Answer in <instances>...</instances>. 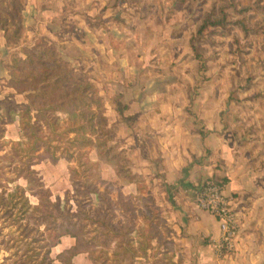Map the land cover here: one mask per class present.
<instances>
[{
  "label": "crops",
  "instance_id": "obj_1",
  "mask_svg": "<svg viewBox=\"0 0 264 264\" xmlns=\"http://www.w3.org/2000/svg\"><path fill=\"white\" fill-rule=\"evenodd\" d=\"M139 1L24 0L22 38L10 44L0 30V101L9 97L20 106L27 104L26 97L7 83L12 56L24 57L22 48L40 39L56 45L66 60L98 83L106 115L116 126L114 142L128 149L133 172L160 174L154 181L162 179L168 199L182 205L176 208L180 221L186 220L180 232L185 264H264V129L253 133L243 129L251 124L249 119H235L234 101H228L234 89L227 79L231 70L220 72L218 57L210 55L219 50L218 39L203 51L206 43L199 40L203 36L197 38L200 28L186 8H173L177 12L173 16L160 0H154L155 4ZM230 31L211 34L210 39L229 37ZM192 42L199 44L196 49L200 52ZM172 73L180 79L169 83ZM204 74L210 80L195 88ZM114 96L127 105L123 113L117 110ZM262 103L264 106V99ZM192 107L197 119L188 110ZM127 112L137 119H124ZM0 119H9L4 105H0ZM11 119L13 122L0 123L5 128L2 142L21 138L19 110ZM11 128L15 130L10 135ZM256 135L261 138L254 142ZM97 159L96 154L93 160ZM101 165L110 167L104 162ZM211 176L226 179L224 191L241 219L237 248L230 256L216 252L219 223L195 201L200 180ZM173 187L179 189L174 198L170 195ZM75 242L74 237L64 235L56 247L62 246L61 252ZM88 256L80 253L73 262L93 264Z\"/></svg>",
  "mask_w": 264,
  "mask_h": 264
},
{
  "label": "trees",
  "instance_id": "obj_2",
  "mask_svg": "<svg viewBox=\"0 0 264 264\" xmlns=\"http://www.w3.org/2000/svg\"><path fill=\"white\" fill-rule=\"evenodd\" d=\"M23 2L0 0V30L4 31L10 44L23 36ZM233 7L238 14H244L251 8ZM246 22L247 17L230 18L229 12L221 10L216 17L207 13L198 32L201 34L214 28L211 34H226L231 29L240 28L248 33ZM22 49L24 57L12 56L7 83L26 97L27 104L20 106L9 97L0 101L9 117L0 119V123L13 122L11 115L19 110L21 133L20 140L3 144L4 152L0 154V246L5 252L15 250L3 257V263L11 259L10 264H56V260L61 264H74L76 255H92L91 248L82 245L80 233L76 231L78 223L71 219L76 213L65 210L61 198L53 199L52 190L46 186L35 165L44 160L53 164L61 159L71 162L78 160L80 149L95 148L98 159L93 162L99 164L104 161L113 165L119 177L135 183L138 188L139 174L119 165L120 159H124L123 149L114 142L116 126L109 122L105 99L94 77L79 71L64 58L56 45L45 39ZM114 100L117 110L123 113L127 105L119 97ZM4 132L5 128L0 125V138ZM8 144L12 145L10 149L5 148ZM93 164L89 159L79 162V166L85 168L82 173H88L85 180L75 181L77 169L71 166L70 177L76 187L82 184L86 190L84 193L101 199L99 189L91 183L94 177L101 178ZM21 179L26 185L19 183ZM220 183L225 185L226 179ZM78 190L76 188V192ZM32 197L36 199L35 203ZM77 206L81 211L79 202ZM98 222L104 223L106 231L121 241L127 260L120 263L135 264L136 252L130 236L132 228L116 230L108 225L105 216ZM64 235L74 237L76 242L53 257L52 250ZM146 248L147 245L143 248L144 254ZM92 259L95 264L96 259ZM153 264H160V260L156 259Z\"/></svg>",
  "mask_w": 264,
  "mask_h": 264
},
{
  "label": "rangeland",
  "instance_id": "obj_3",
  "mask_svg": "<svg viewBox=\"0 0 264 264\" xmlns=\"http://www.w3.org/2000/svg\"><path fill=\"white\" fill-rule=\"evenodd\" d=\"M149 1V4L157 3L154 0ZM160 1L173 16L177 14V12L173 11V8L180 11L186 8L187 15L195 16L197 29L200 28V20H203L202 18L206 13H211L216 17L220 15L221 10H224L225 12H229L230 18L247 17L248 33L240 28H234L230 31L233 34L229 37L225 38L219 35L210 39L212 31L210 28L205 30L203 34L198 33L197 38L199 35L203 36V38H199V40L203 39L204 43H206L201 48L203 51L205 49L209 50L213 41L218 39L217 45L219 50H213L210 55L218 57L220 72H222L221 69L225 68L231 70L227 79L229 83L233 82L234 89L229 92L228 101H234L236 109V113L234 114L236 115L235 119H241L242 117L249 119L251 124L244 125L243 129L251 130L253 133H261L264 129V123H262V119H264V112L262 113V100L264 99V0ZM142 2V0L139 1V3ZM17 5L18 2L15 8ZM233 6H236L237 9L243 7L251 8L244 14H238L236 11L234 12ZM198 45L195 46L192 42L194 50L200 52L196 49ZM27 46L31 45L28 44ZM78 70L82 71L80 68ZM207 75L204 74V76L199 77L195 83V88L200 86V83L210 80L211 77ZM221 75H219L221 78H225ZM176 79H180V76L172 73L168 76L167 81L170 83ZM116 97L119 96H114V98ZM226 109L227 106L225 104L223 106L224 118L226 117ZM188 110L194 115V118H198V114L193 110V107ZM243 111L245 114H240ZM181 115H184V111ZM228 117L230 118V115ZM123 118L137 119V115L127 112L126 115L123 114ZM14 130V128H11L9 134H14ZM257 135L254 142H257L258 138H261V136ZM252 138L254 137L252 136ZM10 141L11 139L4 140L3 142L0 141V149L4 143H9ZM11 146V144H8L6 148L10 149ZM123 153L124 159H120L119 165L132 170L133 161L128 149H123ZM78 154L79 161L73 160L69 162L66 159H61L57 164H53L48 160H44L39 161L35 165V168L42 175L46 186L52 190L53 199L56 201L61 198L65 210H71V212L76 213L71 219L78 223L76 231L78 234L80 233L82 245L91 248L92 255L88 256L90 260L92 261V258H95V264H121L120 261L126 263L127 258L124 257L122 252L121 241L106 231L104 223L98 222V219L105 216L107 217L108 225L116 230L122 227L127 229L132 228L130 236L132 238V247L136 252L135 264H153L156 259L160 260V264H185V258L181 252L180 232L186 220L180 221V214L177 211L179 209L176 208L182 205L177 200L168 199V193H166L162 179L157 182L154 181V178L160 174L149 172L139 175V188L136 184L128 186L129 181L119 177L113 165L104 161L99 162V164L93 162L95 161L93 159L96 157L95 148L80 149V153ZM88 159L94 163L93 166L97 167V171L101 177L100 179L94 177L91 182L99 189L101 199H98L94 194L89 195L88 193H84L86 190L82 187V184L78 182L80 184L76 187L70 177L69 167L71 166L77 169L75 181L79 179L81 181L85 180L88 173H82V170L85 168L80 167L79 162H86ZM102 162L108 164L110 167L101 165ZM223 179L225 178L211 176L200 180V184L210 180L220 182ZM19 183L26 185V182L22 179ZM76 188H79L78 192H76ZM177 190L179 189L174 187L171 189L173 192V194H170L172 198L176 195L179 196ZM31 199L34 203L36 202L34 197ZM78 202L81 205V211H79L77 206ZM262 223L264 224V218L262 219ZM262 242H264V227H262ZM67 243L68 241L65 242V244ZM146 245V253L144 254L143 248ZM61 249L62 246L53 248L52 256L55 257ZM14 251L12 249L9 252H5L1 245L0 264H10L11 259L3 263V257ZM55 263L60 264L58 260Z\"/></svg>",
  "mask_w": 264,
  "mask_h": 264
},
{
  "label": "built area",
  "instance_id": "obj_4",
  "mask_svg": "<svg viewBox=\"0 0 264 264\" xmlns=\"http://www.w3.org/2000/svg\"><path fill=\"white\" fill-rule=\"evenodd\" d=\"M219 181L210 180L195 190V201L200 208L213 215L220 227V238L215 244L220 256H230L237 248L240 218L231 204V198Z\"/></svg>",
  "mask_w": 264,
  "mask_h": 264
}]
</instances>
